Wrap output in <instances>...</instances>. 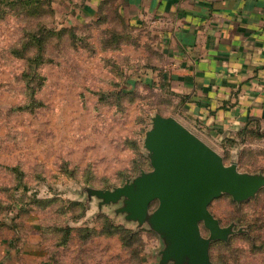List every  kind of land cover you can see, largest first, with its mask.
<instances>
[{"label":"rangeland","instance_id":"1","mask_svg":"<svg viewBox=\"0 0 264 264\" xmlns=\"http://www.w3.org/2000/svg\"><path fill=\"white\" fill-rule=\"evenodd\" d=\"M25 2L0 0V263L158 264V235L90 194L152 171L151 119L176 118L173 94L125 83L148 65L151 36L117 0L94 17L85 0ZM221 156L264 177V130ZM209 212L232 230L210 242L212 263L264 264V187L242 202L224 194Z\"/></svg>","mask_w":264,"mask_h":264},{"label":"crops","instance_id":"2","mask_svg":"<svg viewBox=\"0 0 264 264\" xmlns=\"http://www.w3.org/2000/svg\"><path fill=\"white\" fill-rule=\"evenodd\" d=\"M99 3L80 10L95 16ZM124 9L151 36V59L130 79L173 94L182 125L218 154L264 130V0H125ZM0 264L15 263L7 253Z\"/></svg>","mask_w":264,"mask_h":264},{"label":"water","instance_id":"3","mask_svg":"<svg viewBox=\"0 0 264 264\" xmlns=\"http://www.w3.org/2000/svg\"><path fill=\"white\" fill-rule=\"evenodd\" d=\"M144 149L152 171L112 191H92L102 204L120 203L117 213L138 226L145 223L161 243L158 264H214L211 241H225L231 227H221L209 212L224 194L235 202L253 198L264 177L239 172L176 118L155 114ZM156 202L150 212L149 206ZM201 225L208 231L205 238Z\"/></svg>","mask_w":264,"mask_h":264},{"label":"trees","instance_id":"4","mask_svg":"<svg viewBox=\"0 0 264 264\" xmlns=\"http://www.w3.org/2000/svg\"><path fill=\"white\" fill-rule=\"evenodd\" d=\"M26 2H25V5L27 6V7H29V8H31V7H33V5L34 4H36V2L38 1V0H25ZM118 1V4H119V8H120V10L121 11H124L125 12V9H124V7H125V0H117ZM109 2V0H100V3H99V5H98V8H97V13L100 11V9H101V7H103L104 5H107V3ZM83 4V3H82ZM81 7H83L82 5H81ZM80 7V8H81ZM79 8V9H80ZM82 11H85L86 12V14L88 15V16H91V17H94V16H92L88 11H86V10H84V8H82ZM128 86H130V88L128 89V91H132V90H134L137 86H138V84L134 81V80H132V79H130V78H128L127 80H126V82H125ZM124 90H126V89H124ZM241 142H243V140L241 141ZM21 210V209H20ZM20 210H16V211H14V216L15 217H17L18 215H19V212H20ZM13 216V217H14Z\"/></svg>","mask_w":264,"mask_h":264}]
</instances>
